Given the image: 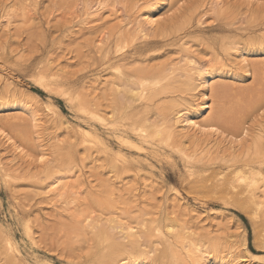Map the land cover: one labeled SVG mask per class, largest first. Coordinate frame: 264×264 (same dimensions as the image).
Returning a JSON list of instances; mask_svg holds the SVG:
<instances>
[{"label": "bare ground", "instance_id": "obj_1", "mask_svg": "<svg viewBox=\"0 0 264 264\" xmlns=\"http://www.w3.org/2000/svg\"><path fill=\"white\" fill-rule=\"evenodd\" d=\"M47 1L53 7H68V0ZM128 1L82 0L80 5L77 2L78 14L74 17L72 15V26L87 29L88 38L84 43L78 40L80 35H77V31V34L66 33L63 36L65 40L63 37L57 39L53 47L58 54L54 57V53H50L43 64L33 69V80L38 86L65 96L72 106L92 121L107 124L114 121L115 117H125L126 121L120 131L126 134L118 137L122 145L125 144L131 149L143 151L147 149V144L152 145L148 151L159 153L164 158H170V149H174L184 155L187 161H202V165L208 167L215 160H223L229 171L220 174L219 182L215 185L219 189L200 182L203 191L196 190L198 193H194H197L196 197L199 192L205 196L206 193L216 194L219 199H226L245 208L258 230L255 231L256 239L260 240L261 237L264 242V226L261 233L258 225L261 223L260 217L264 221V131L254 138L252 146L245 148V153L235 149L238 144L241 147V136L234 133L241 130L245 134L248 130L245 128L247 126H244L247 116H252L257 108L258 111H264V61L262 67L253 65L250 51L242 47L239 38L230 35L223 36L220 42L206 44L208 49L213 51L212 57L200 56L194 48L199 37L187 32L195 17L198 24H203L204 17L208 14L217 15L232 31L241 30L238 27L240 25H245L244 29L251 32L254 26H260L262 29L264 4L255 3L259 15L250 11L251 14L242 16L243 13L227 7L225 0H195L196 4H191L185 9L181 19L179 14H172L174 17L168 14L169 19L166 18L167 20L161 23L162 16H159L158 10L165 5V1L162 4L158 0ZM250 1L253 3L256 0ZM116 4H120L123 10ZM26 6L24 0H0V29L6 31L17 18L25 23L32 20L34 15ZM109 11L116 16L117 21L113 22L110 28H103L106 23L104 13ZM153 34L173 37L170 48L174 52L172 56L167 55L168 62L149 64L145 57L136 60L133 56H128L127 51L136 45L138 39H148ZM183 34L184 36L179 37ZM66 37L69 40H66ZM177 37L181 39L178 40ZM262 37L264 34L255 39L250 37L249 41H260ZM85 51L92 54L86 55L89 58H94V54L100 56L107 69L103 77L92 81H78L80 85L77 87L73 85V81L77 79H73L72 70H80L76 67L82 64V59L79 62L81 64H77L72 58H82ZM219 51L223 55L218 56ZM2 56L11 55L3 50V53L0 52V57ZM236 67L256 79L251 87L242 88L244 91L238 82L243 76L234 70ZM6 74L7 69L0 68V80L3 82L0 112L5 108L19 112L17 115L8 113L3 118L0 116V182L4 183L12 194H17L13 195L18 200L17 203H24L25 207L35 201L37 204L51 203L55 211L57 210L56 213L53 209L56 213L53 214V219L50 217L52 214H48L50 218L36 215L24 222L25 233L33 244H38L43 234L48 232L51 237H58L57 243H60L63 249L66 250L69 245L72 246L71 252L80 248L78 251L85 253L82 256H85L87 264H152L157 260H161L162 264H264L263 257L246 262L245 256H249L245 251L246 241L235 239L234 233H229L233 239L227 241L223 232L204 227L198 221L184 219L185 209H181L180 199L175 200L176 197L172 201L169 200L174 208L171 215L167 213L163 220L159 216L150 217L153 211L149 209L147 199L153 195L148 193L150 188H155L152 187L154 185L145 182L147 174L141 175L140 182L141 179L145 180L141 184L130 183L121 177L120 173L125 174L129 170L133 171V167L138 169L139 166L133 157L122 151V147L114 149L97 127L67 126L70 133L66 136H69V141H73L68 144H78L85 152L84 157H81V166L77 165L79 162L70 163L72 158L68 161L70 164L66 161L64 166L62 158L66 157V153H62V150L65 148V139L60 138V135L50 139L56 150L52 146H49L50 149L45 146L47 140L44 139L46 134L43 129L48 124L47 116H56L54 108L50 106L52 103L42 109L41 106L37 107L25 101L12 102L16 89L8 86L12 82ZM14 85L16 86L15 83ZM236 103L241 105L240 110L231 115L227 107L237 108ZM228 121H231L229 130H234L231 133L222 127L229 123ZM64 123L66 125L67 121L64 120ZM31 128L37 136L32 140L38 142L37 151L31 148L34 146L32 143L29 145L20 135L23 132V136L30 139L28 133ZM131 135L140 141L130 139ZM202 136L223 138L229 140V145L222 147V151H216L220 149L216 146L213 154H202L194 147ZM238 139L240 141L236 142ZM5 152L7 155L11 154V157L5 155ZM41 157L44 159L41 160ZM75 159L73 162L77 161ZM92 162H97L98 166L92 165ZM102 163L108 167L105 182L103 179L99 183L94 182V169L103 167ZM193 166L188 164V169H193ZM196 167L195 165L194 168ZM195 174L196 171H191V182L197 180ZM210 178L204 179L211 181ZM176 193L179 197L180 193L177 190ZM190 193L193 191L190 190ZM125 194L128 195L129 201L133 202L129 208L122 205L124 201L121 198ZM85 197L97 198L99 205L106 202L109 206L104 204L107 210L101 211L102 213L99 211L100 214L95 215L89 202L82 203ZM85 204L90 210L78 208H85ZM135 210L139 212L137 221L131 216L133 212L136 213ZM156 211L160 213L162 210ZM54 226H57L58 232L53 231ZM41 262L54 264L46 258L41 259ZM0 264H32L1 223Z\"/></svg>", "mask_w": 264, "mask_h": 264}, {"label": "rangeland", "instance_id": "obj_2", "mask_svg": "<svg viewBox=\"0 0 264 264\" xmlns=\"http://www.w3.org/2000/svg\"><path fill=\"white\" fill-rule=\"evenodd\" d=\"M81 1L68 0L67 1L68 7L61 8L59 6L53 7L52 4L50 6L47 0H24V2L27 3L26 9L31 11V13L34 15L33 19L28 20L29 22L25 23L23 22L22 19L17 18V21L12 23V26H10L9 28L7 27L6 31H2L0 29V52L3 53L4 50L6 54L11 55L9 57L7 56L0 57V68L7 69L8 74L6 75L11 79L12 82L8 84V86H10L12 89H16L14 94L15 97L12 98V102L16 100H19L21 102L25 101L28 103H33L37 107L41 106L43 107L42 109H45L46 105L52 103V105L50 106L54 108L56 112V116L55 117L47 116V118H49L47 121L48 124L43 129L44 134H46L44 136V139L47 140L45 146H47L49 149L52 146V148L56 150L57 148L53 146V144H51L50 139L58 137L59 135L60 138L65 139V140L63 139L65 143V148L62 150V153L65 152L66 157L62 158L64 159L63 161L62 159H60L63 162L61 163L64 164V166L66 164V161L68 164L79 162L77 163V165L81 166L83 163L81 157H84L83 153L85 152L82 149V147L78 144H74V145L68 144L71 140L69 141L68 139L69 136L68 135L66 136V134L70 133L67 126H73V127L82 126L88 128L97 127L100 131H102L101 133L105 138V140H107V142L114 149H118L119 147H122V151L133 157L135 159V163L138 164L139 166L138 169L133 167V171L129 170L128 172H125V174L120 173V175L122 174L121 177L123 179L125 178V180L129 181L130 183L135 184L139 182L141 184V182L145 181L141 179L142 181L140 182L141 175L147 174V179L145 182H150L151 184L154 185L152 187L155 188L154 189L150 188L151 189L149 190L150 192L148 191L149 192L148 194H153L152 195L153 198L151 196L147 199L149 203V209L153 211V213L149 215L150 217L159 216L163 220L165 219L167 213H170L171 215V211L174 208L169 200L172 201V199L176 197L175 200L180 199V203L182 204L181 209H185L184 219L191 222L198 221L204 227H211L217 232H223L224 239L227 241H232L233 239V236L230 235L229 233H234V238L239 241L245 240L246 241L245 251L249 255V256H245L247 258L246 262H252L250 260L252 259L254 260L256 258H262V257L264 258V242L262 241L261 237L260 240L256 239L257 235L255 231L257 229L255 228V224H254L255 222L252 220L251 215L248 214L245 208L235 205V203L233 202L226 201V199L225 200L219 199V197H217L216 194L206 193L205 196V195H200L199 192V195H197L196 197V194L198 193L197 191H201V192L203 191V187L201 186V183H207V185L209 184L211 185V187L219 189L215 185H217L219 182L220 174L221 173L225 174L228 173L229 171L228 170L229 168H227V165L223 160H215V162L211 163V165L208 167L202 165L203 164L202 161L196 162L197 164L187 161L184 155H182L179 151L174 149L172 150L170 149L169 152L170 158H164L159 153L156 152L150 153L148 149H150L152 145L147 146L148 144L146 145L147 149L143 151H136L135 149H131L129 146L125 144L122 145L118 137L126 134V132L121 133L120 131L122 124L125 123L126 121L125 117H123L122 119L121 117H115L116 119L114 121L112 120L110 121V123L107 124H101L100 122L98 123L92 121L87 115H84L74 106H72V103L68 101L65 96L59 95L58 93H55V91L46 90L43 87L38 86L36 82L33 80L35 77V75L32 73L33 69L43 64V61L46 59V57H48L50 53H54L53 55L54 57L56 53L58 54V52L53 47V44L56 43L55 41L57 39L63 37L68 32L77 34V31L79 32L77 35H80L78 40L84 43L85 39L88 38L89 34H87V32L89 31L87 29H81L79 28V26L77 27L72 26L73 18L71 19V17L72 15L74 17L76 14H78V12L76 11V5L77 2H79L80 5V3H82ZM130 1L131 0H129L128 2ZM164 1L166 2L165 5L162 8H159L158 10L159 16L164 17L161 23H164L165 22L164 20L169 19L167 17L169 13H172L174 15L179 14L181 19L183 11L187 9L189 6H191V4L195 5L196 4L195 2L197 0L196 1L195 0H181V1L158 0V2H160L161 4ZM226 2H227L226 4L227 7H230L232 9H235L243 13L241 14L242 16L251 14L250 11H255L257 13L255 8L256 5L255 3H258L260 5L264 4L263 0H258V1L256 0L253 1V3L250 0H225V3ZM66 3L64 5L67 6ZM248 3H250L251 5H248ZM70 5H72L73 7H69ZM116 6L120 7V9L123 10L120 4L118 5L116 4ZM67 8H69V10ZM111 13L112 11H109V13L107 14L104 13L106 23L104 24V26H102L103 28H110L113 22L117 21L116 16L112 15ZM198 13H197V17L199 16ZM257 14L259 15V13ZM179 16L177 15V17ZM217 17H218L217 15L213 16V14H208L204 17L203 24L200 23L198 24L196 22L197 18L195 17L192 20L191 26L187 28L188 33L190 34L192 33V35H196L199 37L197 42H195L194 48L200 54V56H204L206 58L212 57L213 51L211 52V50L208 49L206 44L208 42H215V41L220 42V40L221 41L223 40V36L230 35L239 38L241 40V44L243 45L242 47L247 48L250 51L249 56L251 57L252 64L253 65L256 64L257 66L260 65V67H262V62L264 61V37H262L263 38L262 40L260 41L257 40L254 42H250L249 38L254 37L255 39L259 36H262V34H264V28L261 29L259 28L260 26L255 27L253 25L254 26L252 28L253 31L251 32L250 30L244 29L245 25H240L238 27H240L239 29L241 30L234 29L235 31L234 32L232 30H229L228 29L229 27L226 26L225 22L218 19ZM173 23H175V20ZM0 26L2 27V25ZM184 34L179 35V37L184 36ZM93 36L91 35V37ZM160 37L161 36L159 35L156 36L155 34H153V36H150L148 39H138L135 42L136 45L130 47L129 50L127 51L128 56L129 57L133 56V59L136 60H141L144 59L142 57H145V59L148 62H150L149 64H154L160 61H164L163 63L168 62L169 56L167 55L169 54L172 56L174 52L170 48V44H171L170 41L172 40L171 39L172 36L161 37V38ZM179 37H177L178 40L181 39ZM63 38L65 40V37ZM66 40H69V38L66 37ZM77 44H80L82 46L81 43H77ZM61 53H63V50L61 51ZM218 53H217L218 56L223 55L221 51H219ZM72 54L74 55V52ZM67 55L71 56V54H67ZM86 55L92 56V54H89L87 51H85L84 54L82 55L83 56L82 58L80 57L72 58V61L77 62V64H81L79 62L82 59L81 61L82 64L76 67L77 69L80 70L79 71L72 70L73 79H77V81H73V85L77 87L80 85V82L78 81H82V80H84V82L92 81L98 79V77L100 78L103 77L105 75V70L107 69L106 65H103V60L100 59L99 58L100 56L98 57L97 54H94L95 55L93 56L94 58H89ZM97 58L99 59L97 60ZM40 60H42V63H40ZM234 70L236 72H239L243 76V79L241 81H238L241 89L242 88L245 89V87H249V86L251 87L256 82L254 76L250 74L247 75V73L244 72L241 68L236 67L234 68ZM227 79L230 80V78ZM14 83L16 84V86L14 85ZM2 88H3V82L2 80H0L1 93H2ZM236 104L238 105V103ZM240 106L239 105L236 106L238 109L232 106H228V107L226 106V107L229 108V112L232 113L231 115H233L234 113H236V111L238 112V110H240L239 108ZM255 110H256L254 111L255 113H252L253 115L251 114L252 116L250 115L247 116L248 118L246 119V122L244 124V126H247L245 128L248 129L245 132L247 133V135H245L244 132H241V130H236L237 133L236 131L233 130L236 135L241 136L240 139L241 147H239L238 143H237L238 145L235 147V149H237L238 151L241 150L242 151V152L240 151L241 153L243 152L245 153V151L247 150V149L245 150V148L250 147V145L252 146L255 140L254 138H256L262 131H264L263 129L264 115H261V113H264V111H262L263 109L261 110L259 109L258 111V108ZM18 112H19L18 110H9V108H5L4 111L0 112V116L1 118H3L7 116L8 113H11L10 115H14V114L17 115ZM64 120L67 121L66 125L64 123ZM228 122L229 123H225L222 127L226 129L229 133H231L233 132L231 128L229 130V125L231 121ZM260 125L261 127H259ZM253 128L254 130L255 129L256 130L254 131ZM249 129L251 132L249 131ZM15 130L17 129L15 128ZM250 133L253 135H251ZM28 134L31 136L30 139H27L25 136H23V132L20 133V135L25 139V141L29 145L31 143L34 145L33 147H31L33 150L35 151L39 150V146L37 144L38 142L37 141L32 142V140L37 138L34 129L31 128ZM133 136L134 135H131L129 136V138L136 141H140L139 138L136 139ZM223 140L225 139L223 138L217 139V137L214 138V137L206 136L201 138V140L197 141L198 145H194V147L198 149V151H200L202 154L204 153L213 154V150H216L215 148L216 146L220 148L219 150H216L219 152L220 150L222 151V147L225 148L229 145L228 143L229 140L228 141L226 140L223 141ZM240 140L238 139L236 142H239ZM72 142L73 141H71L70 143ZM71 152H72L71 154L72 157L69 156ZM7 153H9L8 150ZM4 154L7 155L6 152ZM78 154L80 157L78 156ZM73 155L74 158H76L75 160H77L76 162H73L74 161ZM7 156L11 157V154ZM70 158H72L73 160L70 161L69 160ZM68 161H70V163ZM91 164L92 165L96 164L98 166L97 162H92ZM188 164H190L191 166L196 165L197 167L194 168L193 166V169L190 168L188 169ZM102 165H104L103 167H106L105 163H102ZM103 167H98L94 169L93 173L95 174V178H96V180L95 179L93 180L94 182L97 181L99 183L100 180L102 179L105 182L106 179L105 177L107 176L108 167L106 168ZM230 168L234 169V167L231 166ZM140 171L142 172V174ZM191 171L193 172L196 171L195 174L197 176L196 181L191 182L189 180L190 177L189 175ZM214 171H217V173ZM136 174L138 178L136 177ZM148 175L150 176V178H148ZM205 177L208 178L211 177L210 178L211 181L209 180L206 181V179H204ZM112 178H114V180L112 179L114 182L115 177L113 176ZM159 184L160 186H158ZM187 187L189 188L188 189L189 191L186 189ZM157 188L162 191H159ZM152 190H154L155 191L154 193L156 194L152 193L153 192ZM176 190L180 193L179 197H178V193H176ZM190 190L191 192L193 191V193H190ZM194 192L197 193L195 194ZM13 195L16 196L17 194L14 192L12 194L9 188L4 183L0 182V223L6 228L7 232H10L11 237L14 239L17 247L25 256H27V258L30 259V261H32V264H47L46 262H41V259L43 260L44 258H46L47 260H49L54 264H87V262H85V256H82V254L85 255V253H83V251L82 252L78 251L80 248H77L76 250L75 248H73L75 251L71 252L70 248L72 246L69 245L70 247L69 248L67 247V249L65 250L60 245V243H57L58 237L55 236V238H53L50 236L48 232L44 233L45 235L43 234V236L41 237L42 240L38 242V244H33L30 241L28 235L25 233L24 222L28 218H34V216L36 215L52 218L53 214L57 213V210L55 211L51 203L46 204L45 202H40L37 204L35 203V201L31 203L30 206L27 205L28 207H25L24 203L23 204L22 203L20 204L19 202L17 203L18 200ZM86 195L88 196V194ZM168 195L171 196L172 198L170 199ZM86 198L87 197L83 198L82 203L89 202L88 204L91 206L90 209L94 208V211L92 210V212L95 213V215L100 214L99 211L103 212L104 210L105 212V209L107 210L106 206H109L108 203L106 202L99 205L97 198H92V197H88L87 199ZM127 199H128V195L125 194L124 196H122L121 200L124 201L122 205L129 208L131 206L130 204L133 205V202H130L129 199L127 201ZM46 201L49 202L48 200ZM84 207L85 208H83V206L82 207L79 206L78 208L90 210L86 208V204ZM53 209L54 212L56 213L53 212ZM156 209L157 210L160 209L162 211L160 213L159 212L157 213ZM135 211L137 214L133 212L131 216H133V219L137 221L139 212H137L138 210ZM48 214L50 215L52 214V215L49 217ZM259 221L261 222L258 223V225L260 226L259 232H261V229L264 226V221L262 220L261 217ZM58 230L59 229H57V226H54L53 231L58 232ZM50 238H52V240ZM81 244L83 245V243ZM83 248L86 247L83 246ZM152 264H162V262L161 260H157L156 262H152Z\"/></svg>", "mask_w": 264, "mask_h": 264}, {"label": "snow or ice", "instance_id": "obj_3", "mask_svg": "<svg viewBox=\"0 0 264 264\" xmlns=\"http://www.w3.org/2000/svg\"><path fill=\"white\" fill-rule=\"evenodd\" d=\"M182 6V5H181ZM169 15H172V13H169ZM161 20H163L164 19V17H161L160 18ZM153 23H155V21H152ZM261 115H264V113H261ZM205 131H208V129H205ZM211 131H216L215 129H211ZM245 135H247V133H245ZM44 158L43 157H41V160H43Z\"/></svg>", "mask_w": 264, "mask_h": 264}]
</instances>
